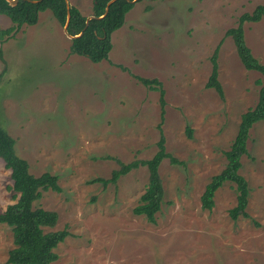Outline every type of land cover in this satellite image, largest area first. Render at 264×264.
I'll return each mask as SVG.
<instances>
[{
  "label": "rangeland",
  "instance_id": "rangeland-1",
  "mask_svg": "<svg viewBox=\"0 0 264 264\" xmlns=\"http://www.w3.org/2000/svg\"><path fill=\"white\" fill-rule=\"evenodd\" d=\"M83 16L93 0H67ZM264 0H142L110 37L108 59L69 53L70 40L46 10L0 43V122L34 176L58 177L59 193L34 207L57 213L69 235L52 264H264V120L253 124L239 174L248 184V218L229 217L235 186L224 183L211 210L201 195L226 165L241 115L255 106L261 75L246 70L227 30ZM12 24L0 14V29ZM252 55L264 63V17L243 24ZM217 52L220 97L206 83ZM137 78L156 79L163 90ZM163 110V113H162ZM188 130L191 132L188 137ZM164 137L158 168L163 197L155 223L132 210L148 183L144 166L115 184L118 161L149 160ZM10 171L0 159V212L13 204ZM11 229L0 224V264H8Z\"/></svg>",
  "mask_w": 264,
  "mask_h": 264
},
{
  "label": "trees",
  "instance_id": "trees-1",
  "mask_svg": "<svg viewBox=\"0 0 264 264\" xmlns=\"http://www.w3.org/2000/svg\"><path fill=\"white\" fill-rule=\"evenodd\" d=\"M31 1H36L32 3ZM111 0H93L92 19L85 27L86 16L70 5V20L67 32L70 36L79 37L70 40L69 53L87 58L92 63H99L108 59L111 50L110 37L113 32L120 29L124 24L125 15L133 8L136 2L142 0H114L103 16L107 3ZM46 10L51 11L60 26H64L67 18L66 0H17L11 5L8 0H0V14L9 18L12 26L0 29V43L12 37L23 25H35L38 14ZM103 16V17H102ZM264 17V5L255 7L251 14H243L239 18L236 28L226 31L225 35L232 38L237 55L246 70L256 71L261 79L256 80L260 86L258 100L254 107L246 110L240 117L236 135L228 150L224 151L226 165L223 170L214 175L201 195L202 209L211 210L214 205L215 192L226 182L235 186L236 205L229 210V217L236 220L239 216L248 218L246 207L248 203V184L239 174L241 158L247 154V140L253 124L264 120V63H260L251 53L244 40L243 24L245 22L256 23ZM84 29V30H83ZM216 49L211 56L212 69L207 88L214 89L222 97V87L218 81ZM2 51L0 50V60ZM4 70L0 72V82ZM144 86L159 92V102L163 109L164 98L160 82L156 79L137 78ZM163 113V110H162ZM188 130V137H190ZM15 141L3 129L0 122V159L4 167L10 171L12 181L11 189L16 194V200L0 212V224H5L11 229L13 248L8 252V264H52L58 259L54 249L69 235L66 229L45 231V228H53L58 220L56 212L47 211L34 207L42 192L61 191L58 185V177L49 173L34 176L29 172L26 160L15 153ZM168 158L170 163L178 164L165 150L164 137L160 136L157 142V152L149 160H134L124 164L118 161L119 169L112 171L110 178H96L91 183H100L103 186L109 183L115 184L117 180L130 171L144 166L148 171V183L144 193L140 196L139 204L132 212L135 215H143L150 223H155V215L159 212L163 187L158 173L160 163Z\"/></svg>",
  "mask_w": 264,
  "mask_h": 264
},
{
  "label": "water",
  "instance_id": "water-1",
  "mask_svg": "<svg viewBox=\"0 0 264 264\" xmlns=\"http://www.w3.org/2000/svg\"><path fill=\"white\" fill-rule=\"evenodd\" d=\"M114 0H111V1H109L108 3H107V6H106V8H105V12H104V14H103V16H105V14L108 12V8H109V5L113 2ZM134 2L136 1V0H133ZM8 2L11 4V5H15L16 4V2H17V0H8ZM32 3H36V1H31ZM66 2H67V18H66V23H65V25L63 26V31H64V34L69 38V39H73V38H75V37H79L81 34H82V32H80V34L79 35H77V36H70L69 34H68V32H67V27H68V23H69V20H70V13H69V10H70V5H69V3H68V1L66 0ZM102 16V17H103ZM93 18V16H89V17H87L86 18V22H85V27H84V29L87 27V25H88V22H89V20L90 19H92ZM83 29V30H84Z\"/></svg>",
  "mask_w": 264,
  "mask_h": 264
}]
</instances>
